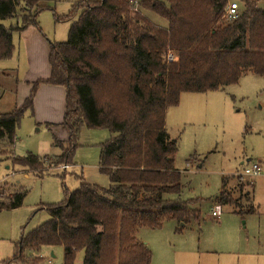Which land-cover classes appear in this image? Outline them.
<instances>
[{
  "label": "trees",
  "instance_id": "obj_1",
  "mask_svg": "<svg viewBox=\"0 0 264 264\" xmlns=\"http://www.w3.org/2000/svg\"><path fill=\"white\" fill-rule=\"evenodd\" d=\"M45 1L0 0V59L12 56L14 33L38 25ZM239 1L243 7L233 19L226 15L231 0H138L137 7L132 0H82L56 15L70 20L81 11L68 39L50 42V77L35 81L23 105L0 113V140L13 146L41 82L63 85L68 145H57L62 150L54 157L28 152L14 162L30 171L48 160L72 164L81 126L106 128L111 135L100 144L99 165L110 185L81 180L78 188H66L62 201L46 204L51 218L22 234L15 261L25 262V249L62 246L63 264H79L80 253L81 264H151L152 250L137 238L141 228L157 229L169 220L180 223L176 231L200 225L197 200L180 197L179 141L168 132L166 116L183 92L224 89L247 73L264 76V9L258 0ZM226 183L223 178L215 197L222 205L231 202ZM26 196L27 190L15 192L0 210L21 207Z\"/></svg>",
  "mask_w": 264,
  "mask_h": 264
},
{
  "label": "rangeland",
  "instance_id": "obj_2",
  "mask_svg": "<svg viewBox=\"0 0 264 264\" xmlns=\"http://www.w3.org/2000/svg\"><path fill=\"white\" fill-rule=\"evenodd\" d=\"M78 1L82 0L44 2L46 8L39 12L34 27L46 41V50L31 45L27 51L23 43L19 49L20 32L14 33L12 56L0 59V113L23 105L42 76L39 74L49 72L50 42L66 41L81 11L73 13L70 20H59L56 15L68 14ZM235 1L242 9L241 1L231 0ZM258 5L264 9V0H258ZM146 13L157 25L167 26L162 17ZM15 22L5 20L6 25ZM26 80L32 83L30 91L26 90ZM37 91L33 108L26 110L17 128L13 146L0 140V203H8L15 192L27 190L21 207L0 210V264H33L40 257L43 259L35 264H48L50 259L53 264H63L62 246H43L37 252L25 249V262L13 259L15 246L22 234L51 218L45 205L62 201L66 188H78L81 180L101 187L110 185L109 176L99 165L100 144L111 135L106 128L81 126L72 164L56 166L48 160L43 168L30 171L14 162L15 156L28 152L54 157L62 150L57 145H68L69 131L63 126L66 93L61 90L64 97L60 99L57 93L41 92L36 110ZM167 112V130L179 141L175 165L183 172L180 197L197 200L194 207L200 211V225L192 222L176 231L180 223L169 220L157 229L141 228L137 238L152 250L151 264H264V76L247 73L224 89L183 92L178 105ZM247 159L261 161L263 168L254 182V203L247 184L252 179L242 174L241 163ZM223 176L231 201L226 205L215 200ZM254 204L259 206V213L234 211L251 210ZM213 208L219 210L218 217L212 215Z\"/></svg>",
  "mask_w": 264,
  "mask_h": 264
},
{
  "label": "crops",
  "instance_id": "obj_3",
  "mask_svg": "<svg viewBox=\"0 0 264 264\" xmlns=\"http://www.w3.org/2000/svg\"><path fill=\"white\" fill-rule=\"evenodd\" d=\"M165 20V19H164ZM164 25H167V23H165ZM164 27H166V26H164ZM19 35H20V40H21V43H20V45H19V49H20V47H22L21 46V44L23 43V48H25L27 51H31V47L32 46H36V45H41L42 47H44V49L46 50V47H45V45H47L46 44V41L43 39V36L41 35V32L38 30V28H36V27H34V25H30V26H28L25 30H23L22 32H20L19 33ZM32 45V46H31ZM49 65H50V63H49ZM50 74H51V67H50V70H49V72H46V73H42V74H39L41 77L40 78H38V79H47V78H49L50 77ZM26 82L27 83H29L28 85H26L27 87H26V90L27 91H30L31 89H32V83H31V81H29V80H26ZM62 88V89H61ZM43 90V91H42ZM57 90H59V91H57ZM61 90H64V93H67V91H66V88L65 87H63V85H54V84H49V83H46V82H44V84L43 85H40L39 87H38V91H37V95H36V100H35V105H36V110L38 109L37 108V99H38V97L40 96V94H41V92H43V94H45V92H49V93H51V92H54V93H57L58 94V96L60 97V99L61 98H63L64 97V95L63 94H61V92H63V91H61ZM29 95V94H28ZM27 95V96H28ZM61 95H63V96H61ZM26 96H22V98H25ZM21 102V101H20ZM65 105H66V94H65ZM168 113V112H167ZM68 140V139H67ZM253 163H257V164H259V166H260V173L258 174V175H255V176H253V177H250L251 179H252V181H250L249 182V185L248 186H250V191H249V194H251V199H252V201H253V203H254V196H253V193H254V182H255V180H256V178L263 172V168H262V163H261V161H259V162H251L250 161V159H247V161H244V162H242L241 163V165H243V169L245 168V167H247V166H249V165H251V164H253ZM179 169V168H178ZM25 170H27V169H25ZM237 170V169H236ZM235 170V171H236ZM239 170V169H238ZM187 171V170H186ZM183 173V172H182ZM233 174V173H232ZM223 178H225V176H223ZM223 178H222V180H223ZM221 188H222V186H221ZM221 190V189H220ZM215 207L217 208V209H219V204H216L215 205ZM253 209V211L252 212H249V213H245V214H255V213H259V206H257V205H255L254 204V208H252ZM251 209V210H252ZM213 210H215V208H213ZM213 210H212V212H213ZM217 211V215H216V217H218L220 214H219V210H216ZM235 211V210H234ZM236 212V211H235ZM245 214H243V215H245ZM141 241H144V240H141ZM145 243H146V241H144ZM52 253V252H51ZM53 257V256H52ZM81 262H82V255H80V257H79V259H78V263L79 264H81Z\"/></svg>",
  "mask_w": 264,
  "mask_h": 264
},
{
  "label": "built area",
  "instance_id": "obj_4",
  "mask_svg": "<svg viewBox=\"0 0 264 264\" xmlns=\"http://www.w3.org/2000/svg\"><path fill=\"white\" fill-rule=\"evenodd\" d=\"M132 3L138 6V0H132ZM240 5L237 1L230 2L226 9V15L228 18L233 19L238 16ZM169 59H172L171 57ZM260 173V166L257 163H253L243 169V175L248 177H253L255 175H258ZM218 213L216 210H213L212 215L216 216ZM48 264H53L51 260L48 261Z\"/></svg>",
  "mask_w": 264,
  "mask_h": 264
},
{
  "label": "water",
  "instance_id": "obj_5",
  "mask_svg": "<svg viewBox=\"0 0 264 264\" xmlns=\"http://www.w3.org/2000/svg\"><path fill=\"white\" fill-rule=\"evenodd\" d=\"M51 256H53V257H54V253H53V252L51 253Z\"/></svg>",
  "mask_w": 264,
  "mask_h": 264
}]
</instances>
